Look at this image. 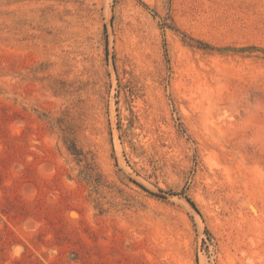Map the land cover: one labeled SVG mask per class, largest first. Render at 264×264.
<instances>
[{
    "label": "rangeland",
    "instance_id": "374dc122",
    "mask_svg": "<svg viewBox=\"0 0 264 264\" xmlns=\"http://www.w3.org/2000/svg\"><path fill=\"white\" fill-rule=\"evenodd\" d=\"M0 264H264V0H0Z\"/></svg>",
    "mask_w": 264,
    "mask_h": 264
},
{
    "label": "trees",
    "instance_id": "16d2710c",
    "mask_svg": "<svg viewBox=\"0 0 264 264\" xmlns=\"http://www.w3.org/2000/svg\"><path fill=\"white\" fill-rule=\"evenodd\" d=\"M250 48H252V49H254L253 47H249V49ZM211 49H213V47L212 46H209L208 44H206L205 43V50H211ZM71 151H72V153H74V154H78L79 152H78V150L75 148V146H72L71 148H69ZM172 193H175V192H172ZM193 203V202H192ZM208 233V235H210L209 234V232H207Z\"/></svg>",
    "mask_w": 264,
    "mask_h": 264
}]
</instances>
